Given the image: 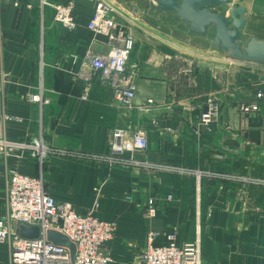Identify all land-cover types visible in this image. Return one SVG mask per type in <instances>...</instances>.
<instances>
[{
  "label": "crops",
  "instance_id": "1",
  "mask_svg": "<svg viewBox=\"0 0 264 264\" xmlns=\"http://www.w3.org/2000/svg\"><path fill=\"white\" fill-rule=\"evenodd\" d=\"M48 1L73 2L76 29L56 22L53 6L41 0H0V61L12 78L0 93L3 135L25 144L41 138L57 151L42 163L25 147L0 157V218L15 170L43 175L56 201L115 223L116 235L103 246L113 264H132L151 233L158 234L155 244H166L174 228L179 245L200 240L202 264H264V95L257 97L264 94V66L214 49V29L194 35L175 12L124 0L116 18L135 39L128 73L136 99L115 103L110 86L84 67L88 52L111 50L106 37L87 27L99 0ZM233 5L247 9L242 45L253 37L264 41V0ZM231 8L209 7L224 16ZM83 72L93 75L87 100ZM41 89L48 104L30 100ZM210 99L219 114L209 129L199 118ZM118 129L144 131L148 149L112 160ZM148 198L158 203L154 218L145 212ZM0 264H10L8 245L0 247Z\"/></svg>",
  "mask_w": 264,
  "mask_h": 264
},
{
  "label": "built area",
  "instance_id": "2",
  "mask_svg": "<svg viewBox=\"0 0 264 264\" xmlns=\"http://www.w3.org/2000/svg\"><path fill=\"white\" fill-rule=\"evenodd\" d=\"M43 7L53 6L55 21L63 27L74 30L77 27V17L73 2L63 5H51L48 0H41ZM136 9H132L135 13ZM95 35H103L111 44V50L106 56L88 52L84 67L95 74L98 81L109 85L112 90L113 102L130 106L136 99L135 82L128 73L129 59L135 46L134 36L117 21L116 8L107 1L99 0L95 12L87 25ZM89 72V73H90ZM83 72L81 77L86 83L83 99L87 100L93 75ZM12 80L11 75L2 69L0 61V93L5 84ZM264 94L258 93L262 98ZM33 103L45 105L48 99L43 98V91L33 95ZM151 102V101H150ZM208 112L203 113L200 125L211 128L217 121L219 105L210 99ZM257 111L258 106L252 107ZM7 120L13 118L6 117ZM197 133V130H194ZM21 147L33 150V155L42 163L49 154L57 151L46 147L43 140L36 139L30 144L11 142L3 135L0 127V157L11 155ZM149 147L146 133L139 130L129 133L126 130H116L111 138L110 157L117 160L125 153L145 151ZM179 172L185 173L183 169ZM100 187L96 189L99 192ZM6 215L0 218V247L8 245L10 249V264H113L114 259L103 250L104 244L113 239L117 232L115 223L104 222L97 218L93 211L80 213L70 203L56 201L48 192L43 175L31 177L22 175L15 170L10 171L6 184ZM166 199L170 202L173 195ZM98 203H96V207ZM158 203L154 198L146 201L147 217L154 218ZM22 223L40 228L38 239H26L20 235ZM50 230L66 236L75 245L76 252L72 260L68 247L56 246L48 239ZM158 234L148 235L147 244L141 250L132 264H202L200 240L177 243V229L166 234V244H155Z\"/></svg>",
  "mask_w": 264,
  "mask_h": 264
},
{
  "label": "water",
  "instance_id": "3",
  "mask_svg": "<svg viewBox=\"0 0 264 264\" xmlns=\"http://www.w3.org/2000/svg\"><path fill=\"white\" fill-rule=\"evenodd\" d=\"M144 8L160 10L165 13L175 12L176 15L190 26V33L207 36L211 29L215 30L212 42L214 49H220L233 60H238L258 66H264V41L253 37L242 45L241 33L247 25V9L243 6L233 5V0H138ZM232 5L229 16L214 14L209 7ZM208 105L204 107L207 113ZM20 235L26 239H38L40 228L22 223ZM48 239L56 246L68 247L74 260L76 248L63 234L50 230Z\"/></svg>",
  "mask_w": 264,
  "mask_h": 264
},
{
  "label": "rangeland",
  "instance_id": "4",
  "mask_svg": "<svg viewBox=\"0 0 264 264\" xmlns=\"http://www.w3.org/2000/svg\"><path fill=\"white\" fill-rule=\"evenodd\" d=\"M237 3H243V2H247L248 0H235ZM120 2H124V0H110V4L113 5L114 8H116V6L120 3ZM172 28L174 30V33L179 34V33H183V29L180 28L177 24H172ZM180 36V35H179ZM197 44L201 45V42H196ZM204 44V43H203Z\"/></svg>",
  "mask_w": 264,
  "mask_h": 264
}]
</instances>
